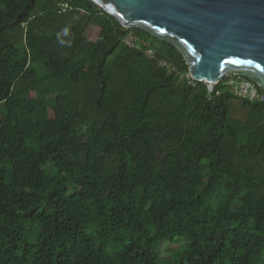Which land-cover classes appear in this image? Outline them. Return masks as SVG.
<instances>
[{
	"label": "trees",
	"instance_id": "1",
	"mask_svg": "<svg viewBox=\"0 0 264 264\" xmlns=\"http://www.w3.org/2000/svg\"><path fill=\"white\" fill-rule=\"evenodd\" d=\"M186 75L90 0H0V264H264V101Z\"/></svg>",
	"mask_w": 264,
	"mask_h": 264
},
{
	"label": "water",
	"instance_id": "2",
	"mask_svg": "<svg viewBox=\"0 0 264 264\" xmlns=\"http://www.w3.org/2000/svg\"><path fill=\"white\" fill-rule=\"evenodd\" d=\"M125 30L170 44L208 90L226 76L264 91V0H90Z\"/></svg>",
	"mask_w": 264,
	"mask_h": 264
},
{
	"label": "built area",
	"instance_id": "3",
	"mask_svg": "<svg viewBox=\"0 0 264 264\" xmlns=\"http://www.w3.org/2000/svg\"><path fill=\"white\" fill-rule=\"evenodd\" d=\"M136 40L137 38L135 39L133 36L130 35L124 39V43L129 47H134V45L136 44L135 43ZM146 53L150 58L155 57V54L152 50H147ZM159 64L163 66H168L167 63L163 61H160ZM185 77L190 78L189 74L186 75ZM233 85H234L233 90L237 95L241 97H248V99H250L251 101H260V102L264 101V97L257 92L255 84L252 83L251 81L247 79H239L237 81H234Z\"/></svg>",
	"mask_w": 264,
	"mask_h": 264
},
{
	"label": "rangeland",
	"instance_id": "4",
	"mask_svg": "<svg viewBox=\"0 0 264 264\" xmlns=\"http://www.w3.org/2000/svg\"><path fill=\"white\" fill-rule=\"evenodd\" d=\"M234 79H231L229 81V84L233 85L234 84ZM246 113H247V109L244 108L240 102L238 101H234L233 102V107H232V116L235 117V118H239V119H243L245 116H246ZM180 242H183V241H180ZM184 243V242H183ZM179 245V242L178 244Z\"/></svg>",
	"mask_w": 264,
	"mask_h": 264
},
{
	"label": "snow or ice",
	"instance_id": "5",
	"mask_svg": "<svg viewBox=\"0 0 264 264\" xmlns=\"http://www.w3.org/2000/svg\"><path fill=\"white\" fill-rule=\"evenodd\" d=\"M262 70H264V69H262Z\"/></svg>",
	"mask_w": 264,
	"mask_h": 264
}]
</instances>
